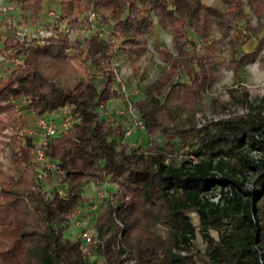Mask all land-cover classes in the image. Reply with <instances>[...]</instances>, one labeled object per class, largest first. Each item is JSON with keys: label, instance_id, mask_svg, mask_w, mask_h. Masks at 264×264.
<instances>
[{"label": "trees", "instance_id": "obj_1", "mask_svg": "<svg viewBox=\"0 0 264 264\" xmlns=\"http://www.w3.org/2000/svg\"><path fill=\"white\" fill-rule=\"evenodd\" d=\"M7 1L28 23L38 19L45 0ZM245 3L255 25L242 0H60L57 20L76 28L83 24L81 7H91L111 25L113 42L91 33L72 40L59 34L24 46L12 34L5 36L0 56L13 66L8 77L0 74V133L22 125L14 109L18 100L35 117L64 110L73 122L44 148L58 172L46 171L43 179L66 182L62 197L35 184L32 138L15 134L6 143L8 165L0 162V264H117L113 215L123 222L121 242L134 264H264V112L200 128L182 118L193 112L218 66L234 69L256 59L261 38L252 52L238 55L237 49L264 27V0ZM222 9L232 23L224 37L216 34ZM155 26L170 36L168 46L152 39L167 66L141 97L131 99L151 143L131 146L123 137L127 118L98 106L123 97L114 85L112 56L145 51ZM198 39L201 55L194 50ZM74 60L92 68L85 77L78 78L69 63ZM65 74L75 78L72 84L64 82ZM177 150L196 161L176 160L171 155ZM94 178H107L116 188L93 219L102 243L91 244L86 255L66 218L85 202L83 187ZM215 191L217 203L209 200ZM190 212L197 214L196 227ZM196 234L202 251L192 257L174 252L188 250Z\"/></svg>", "mask_w": 264, "mask_h": 264}, {"label": "rangeland", "instance_id": "obj_2", "mask_svg": "<svg viewBox=\"0 0 264 264\" xmlns=\"http://www.w3.org/2000/svg\"><path fill=\"white\" fill-rule=\"evenodd\" d=\"M60 0H45L42 4V10L39 13V17L36 21H46V18H50L51 16H47L49 11H56L58 10V3ZM244 2V11L247 12L251 16V24L255 25V18L253 14L249 11L245 0ZM0 3H9L7 0H0ZM11 3V2H10ZM17 8V11L13 12L11 15L12 19L15 22H19V10L16 4L13 3ZM88 11H95L98 15L99 12L92 9L91 7H81V15L80 17L83 18ZM99 22L101 25H105L107 28H112L111 25H106L103 22L101 15H99ZM52 18V17H51ZM1 20V17H0ZM34 21V22H36ZM2 22V20H1ZM24 22V21H23ZM34 22H25L30 25V23ZM241 25V22L238 23ZM217 35L218 36H227L232 30V23L230 21L229 14L222 9L218 18L217 23ZM13 31L12 25H7L2 22L0 25V47L2 41L4 40L5 36L11 35ZM155 38L159 43L162 45L168 46L170 36L167 34L166 31L162 30L158 26H155L153 29L152 37L148 38V43L146 50L142 53H138L135 51L132 52H124L119 51L115 52V54L111 58V65L117 72L121 74V78L124 80L125 83V95L126 98L137 99L142 96L143 90L148 87L154 80L160 76V74L165 70L167 64L165 61L162 60V56L159 55L152 46V39ZM262 39V44L257 54L256 59L252 63H248L242 67H236L234 69H225L222 66H218L212 81L205 86V88L199 94V101L197 105L194 107L192 113H184L182 118L193 122L196 124V114H198V122H200L201 127L216 121V120H225V119H237L245 117L248 112H255L259 111L261 113L264 112V68L260 60H264V27L257 33L256 36L251 35L247 41L237 49L238 55L243 52H252L255 50L257 46V39ZM26 41V40H25ZM28 42V41H26ZM31 46V44L29 45ZM195 50V48H194ZM72 52V51H71ZM203 52L202 49V42H201V49L198 51L195 50L196 55H201ZM71 67L77 71L78 78L85 77L87 72L91 70L89 64L86 67L82 68V65L79 64L76 60L69 62ZM13 63L8 60H3L0 56V74L5 77L9 76V70L12 68ZM69 70V69H68ZM185 79L184 76H182ZM75 78L70 74H65L64 82L67 84H72ZM113 100V99H112ZM24 106L23 100H18L17 103L14 105V109L17 110V116L22 125H27V123L22 122V109ZM110 104H106L105 109H109ZM101 113L106 115L101 109ZM49 118H55L53 114H47ZM110 116H116L111 113ZM114 118V117H113ZM196 127V126H195ZM124 128V127H123ZM197 128V127H196ZM16 129L13 130L11 128H5L0 133V162L5 168L8 165L7 160V152L8 147L6 143L8 142L11 135L16 134ZM136 133V134H134ZM132 133L130 136L124 137V141L131 145L137 146L140 144L146 145L147 136L145 133L141 131H136ZM17 135V134H16ZM178 153H184L183 150H177L173 152L175 156ZM30 154V151H29ZM255 174H252L248 177L249 183L255 179ZM109 180V179H108ZM112 182L111 180H109ZM89 182H86L88 184ZM90 184V183H89ZM91 186L85 185L83 187V194L85 197H88L91 193ZM215 192L212 193V195ZM211 195V196H212ZM264 195V194H263ZM110 196V194H109ZM212 198V197H210ZM108 200V198H107ZM214 203L213 199H209ZM264 203V196L262 198ZM104 203V202H103ZM72 215L68 216L67 218L71 217ZM189 217L191 219L192 224L196 227L198 223V217L195 212H190ZM114 227V226H113ZM161 234H164V231L160 228L156 229ZM209 234L217 238V232L214 229H209ZM126 250H129L127 243L123 242ZM190 247L188 250L183 251V254H180L179 251L176 249L174 250L175 253H179L183 257H192L199 251L203 250L204 243L202 242L201 238L198 234L195 235V238L190 239ZM98 264H103L102 261H98Z\"/></svg>", "mask_w": 264, "mask_h": 264}, {"label": "built area", "instance_id": "obj_3", "mask_svg": "<svg viewBox=\"0 0 264 264\" xmlns=\"http://www.w3.org/2000/svg\"><path fill=\"white\" fill-rule=\"evenodd\" d=\"M17 11V8L13 3H0V17L3 23L7 25H12L13 31L12 35L14 38L24 46H29L30 44H41L48 38H56L59 34L66 35L70 40L74 37L79 36L83 37L89 33L95 34L100 39H107L112 43L110 38V29L101 25L99 22V15L95 11H88L85 16L82 18V25L71 28L65 22L59 21L56 19V11H49L46 18V21H36L34 23L27 24L23 21L15 22L11 15L13 12ZM28 42H26V41ZM194 48L196 51L201 49V40H195ZM19 60H14V63H19ZM112 67V65H111ZM114 74V85L118 93L122 94V99L124 105L121 108H114L110 106L109 109H106V112L113 113L116 116H124L127 118L126 125L123 128V137L130 136L136 131L144 132V127L142 120L138 117L136 108L132 104L131 100L126 98L125 93V83L121 78V74L112 67ZM112 99H108L106 104H110ZM111 105V104H110ZM106 105H103L101 102L99 108H103ZM198 114H196V124L197 128L201 127L200 122H198ZM73 122L72 116L68 111H58L56 112L55 118H49L46 115H40L35 117L32 124L21 125L16 129V134L18 136L30 137L33 140V146L30 149V156L33 162L37 165L34 174L35 184H40L42 190L48 194L52 189H54L59 196L65 195V190L67 188L66 182H57L56 180H44L46 171H57L58 166L55 160L48 158L45 154L44 148L47 145L49 138L59 135L60 133L66 131L71 127ZM146 145L150 146L151 143L147 139ZM172 154L176 160L181 158H186L195 162L196 158L190 154L178 153ZM168 158L164 160L166 163ZM88 187L91 186V193L75 211V213L66 218V224L69 228L74 229L77 232L79 238V249L86 255H90L89 246L91 244H101L102 241L95 235L93 228V219L95 214L100 210L103 202L109 198V194L112 189L116 188V184L110 182L107 178H94L88 181ZM220 194L218 191L211 196L214 203L219 201ZM113 226L117 231L116 234V250H117V264H134L135 259L129 254L125 249V246L121 242V235L119 230L123 227V222L113 215ZM120 250V251H119ZM180 254H183V251H179Z\"/></svg>", "mask_w": 264, "mask_h": 264}, {"label": "crops", "instance_id": "obj_4", "mask_svg": "<svg viewBox=\"0 0 264 264\" xmlns=\"http://www.w3.org/2000/svg\"><path fill=\"white\" fill-rule=\"evenodd\" d=\"M112 107L114 108H121L124 105V101L122 98H117V99H113L110 103ZM24 111L22 112V122L27 123V124H32V122L35 119V116L33 113H31L30 110L27 109H23ZM54 115L56 116V113H54ZM122 122H125L124 126L126 125V121L125 119L122 120ZM136 134V133H134Z\"/></svg>", "mask_w": 264, "mask_h": 264}]
</instances>
